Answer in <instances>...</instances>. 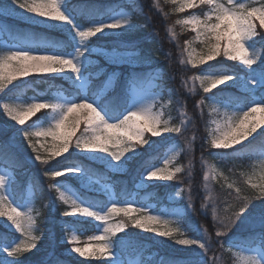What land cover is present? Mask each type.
<instances>
[{"label":"snow or ice","instance_id":"snow-or-ice-1","mask_svg":"<svg viewBox=\"0 0 264 264\" xmlns=\"http://www.w3.org/2000/svg\"><path fill=\"white\" fill-rule=\"evenodd\" d=\"M166 2L171 3L173 11L178 13L203 9L200 14H190L175 22L182 29L195 33L181 47V53L186 55L180 63L199 69V74L191 77L194 86L190 92L196 91V82L203 93H213L219 86L232 82L229 87L242 89L246 94L237 97L220 89L196 104L201 110L204 106L211 109L212 122L216 125L206 137L208 148L233 149L264 127V50L257 48L258 44L264 45V0ZM159 5L160 0H155V7L163 12ZM87 7L86 4L73 5L70 0H11L9 5L0 9V16L14 13L17 9L24 10L26 20L50 24L68 36L67 41L58 43L38 35L13 34L10 28L0 24V33L7 31L10 37L0 41V92L13 81L34 74H55L61 79L67 77L76 90L75 94L70 95L57 92L44 100L33 97L31 102H23L19 95L0 97V110L21 126L36 113L46 110L42 119L20 130L21 136L35 153L34 161L43 166L74 148L107 170L121 172L142 155L138 151L140 147L156 145L155 141L150 144L149 139H145L146 133H151L152 137L175 134L183 138V143L179 139L165 137L169 145H174L172 154L164 157L163 167H145L141 185L153 181L179 180L182 185L188 184V188L179 187L172 197L175 199L187 192L183 207L155 210L151 204L127 199L132 195L129 192L122 193L121 199L113 198L115 194L110 185H104L107 202H99L82 196L62 182L52 183L49 187L58 193V200L71 209L62 215L75 217L73 221L61 224V229L69 233L62 242L76 245L80 239L77 232H86L88 229L84 224L90 223L99 234L89 236L86 246L72 247L70 252L78 253L80 257L104 258L106 264H151L150 257L147 261L143 259V245L134 243V237L126 232L132 225L186 246L191 252L188 264H222L206 229L193 220L195 209L192 205L191 178L195 167V135L191 138L186 136L193 122L184 111L179 112L178 124L173 123L170 115L164 118L165 93L162 88L152 84L151 73L133 74L118 102L103 91L90 90L93 76L104 71L103 68L99 72L92 71L93 66L97 65L94 57L131 66L150 65L151 61L140 55L134 41L121 39L140 27L135 22L134 12L116 6L106 11L85 13ZM84 15L86 19L82 23L81 16ZM169 31L173 37L176 36L174 28ZM105 37H115L110 47L100 43ZM197 44L200 46L199 52L194 47ZM68 48L71 51H67ZM221 56L226 61L238 62L243 66V74L223 65L200 68ZM116 75L110 74L109 83ZM145 83L151 87L144 89L142 85ZM171 91L167 100L169 106L173 103ZM177 103L183 107L182 101L177 100ZM260 137L264 138V132L260 133ZM182 153L189 157L187 165L178 163ZM209 155H215L220 160L234 158L222 153L210 152ZM200 164L205 196L202 208H211L217 223L216 237H227L226 240L218 239L216 244L221 248L227 244L230 252L236 249V264H264V152L260 154L258 166L251 165L249 171L240 172L238 179L224 175L203 157ZM9 172L12 174L9 175ZM69 174L89 187L100 183L92 180L96 175L92 169L76 163L61 165L58 161L56 166L45 167L43 172L50 180ZM16 183L14 168L0 171V218H5L0 220V224H8L18 234L11 243L6 240L7 232L0 234V264H24V261L16 258L36 249L44 234L38 223L42 218L39 209L35 208L34 194L26 202H17ZM215 183H220L224 193L222 198L214 194L212 186ZM256 201L259 203L255 204ZM117 216L121 217L119 221L115 220ZM178 217L185 218L184 229ZM234 228L237 231L229 236ZM188 230H194L199 235L183 238ZM118 233L124 235L117 236ZM130 247L139 249L140 259L126 258L125 253ZM42 264L60 262L49 259ZM161 264L169 262L161 261Z\"/></svg>","mask_w":264,"mask_h":264},{"label":"trees","instance_id":"trees-1","mask_svg":"<svg viewBox=\"0 0 264 264\" xmlns=\"http://www.w3.org/2000/svg\"><path fill=\"white\" fill-rule=\"evenodd\" d=\"M73 5L86 4L88 7L85 9V13L106 11L109 7L120 6L122 8H129L135 14V22L140 26L133 39L128 41H134L140 53L150 52V57L160 61L161 66L166 68L167 74L164 76L163 84L164 90L171 89L174 93V101L172 103L173 115L179 117V112L184 110L188 117L193 122V126L190 127L186 136L191 138L195 135L193 158L195 167L192 171L191 189H192V205L195 209L193 216L194 222L206 229L207 233L211 237L214 252L222 260V264H235L236 258L231 250L228 249V245L225 244L223 248L216 244L218 239L226 240L227 237H216L217 223L213 219L211 208H202V201L205 200L203 191L201 157H203L209 165L215 163H221L225 170L230 173L233 179L239 178V173L247 171L250 164L260 157V154L264 152V138L260 137V131L254 138L247 143L236 146L233 149H210L206 143V137L210 133L212 127V116L209 111V107L204 106L201 110L196 107L197 102L213 93H217L220 89H225L229 94L243 97L246 95L244 92L237 88L224 86L218 87L213 90V93H203L199 85H195L196 91L189 92L190 86L188 78L199 73V69L192 68L190 65L181 64L180 61L184 59V55L181 53V47L186 41L191 40L194 37V33L189 29H182L180 25L176 24V20L179 19L181 13L173 11V5L166 2V0H160L159 8L163 9V12L159 11L155 7V0H135L134 2H128L127 0H70ZM167 13V15H165ZM107 19V17H104ZM86 19V15L81 16V22ZM0 24L6 28H10L12 31L13 24L5 23L0 19ZM32 31L36 35L42 36L47 33V28L34 26ZM176 36L173 37L169 29H173ZM5 31L4 33H6ZM2 33V37L4 36ZM4 38V37H3ZM68 37L64 38L58 34H49V40L58 43H64ZM95 39V38H94ZM257 39H259L257 37ZM115 40V37H105L100 41L102 44H106L109 47ZM71 51L70 48L66 49ZM264 50V47H263ZM123 51V49H121ZM209 65L220 67H229L233 71L243 74V66L234 61H226L223 56L218 57L216 60L209 62L208 64L201 65L200 68L207 69ZM108 71L118 70L119 74L116 79V84L113 90H110L106 96L113 98L115 102L119 101L123 90L126 88L128 82L132 79L133 74L142 75L144 73H153L155 68H130L128 66H113L107 65ZM107 71V73H108ZM106 76V75H105ZM101 76L98 80H94L90 86L91 91H99L102 86L103 78ZM186 82V83H185ZM75 89L71 87L67 82L59 77H52L49 75H33L27 79H17L10 84L6 91L2 94L3 97L11 98L19 95L21 98H28L36 96L41 99H45L51 96L53 92H62L65 95L75 94ZM177 100L182 101L183 107ZM38 112L29 123H32L43 113ZM0 132V164L7 168H14L15 179L17 181L15 185V198L19 201H23L26 197L27 189L31 186L41 200L42 210L41 218L38 223L43 229V236L37 243V248L32 249L30 252L24 254L19 259L24 261V264H42L46 260H59L60 264H106L105 261L95 260L86 261L77 259L68 253L69 245L62 242V230L60 221H73L66 216H63L64 211H68V207L60 202L57 198L55 189L49 187L52 184V180L49 178H43L39 171V164L31 166L30 157H33V151L26 141L14 140L9 134L8 130ZM145 139H149L151 144L156 142L154 147H148L144 145L140 147L142 155L136 157L135 160L130 162L128 170L125 173H114L107 170L103 165L96 163L92 160L85 158V156L74 153L72 151L59 157L54 161V165H57L59 161L61 165L76 163L86 166L96 173L93 178L103 184H111L114 187L116 199H121V194L129 192L132 195L129 198H134L137 201H141L147 204H153L157 210L164 206L171 207L168 199L177 191L179 187L188 188V184H180L179 180L169 181L168 183H154V186H148L145 189H138V183L142 177L145 167L153 166L160 162L167 148V142H164L162 138L152 137L151 133H146ZM180 141L183 138L176 137ZM11 141V143H9ZM201 145H204L203 149ZM239 149V151H237ZM222 153L234 157L233 159L220 160L215 155H209V153ZM189 157L181 154L179 157L180 164L187 165ZM231 170V171H230ZM180 175V174H178ZM74 185L78 186L72 179ZM223 181L221 180L220 183ZM220 183L213 184V191L218 197H223V190L220 187ZM82 196L87 197L90 200L107 202L108 197L104 194L96 192H86L82 189L77 190ZM185 195L187 192L184 193ZM184 203V202H183ZM258 204L259 201L254 202ZM182 226L185 225V218L181 219ZM84 227L88 230L83 232L85 235H92L96 231L94 226L90 223H85ZM237 231L236 228L232 230L228 235L231 236ZM7 232V242L11 243L13 239L18 235L15 231L6 228L0 224V234ZM126 232L134 237V243L138 242L143 245V259L146 261L151 258V264H161V261H167L169 264H187L190 258V254L172 248L165 244L158 237L141 232L140 229L129 225ZM124 233L118 234L122 236ZM186 235L197 237L198 232L194 230L186 231ZM139 249L136 247H130L125 255H130L131 259H140L138 254ZM1 255V254H0Z\"/></svg>","mask_w":264,"mask_h":264},{"label":"rangeland","instance_id":"rangeland-1","mask_svg":"<svg viewBox=\"0 0 264 264\" xmlns=\"http://www.w3.org/2000/svg\"><path fill=\"white\" fill-rule=\"evenodd\" d=\"M103 1H107V0H103ZM127 1H128L129 3H130V2L132 3V2H134L135 0H127ZM10 3H11V0H0V9L5 8V7H6L7 5H9ZM173 7H174V6H173ZM124 10L129 11V12H133V11H132L131 9H129V8H124ZM202 11H203V9H201V8L189 9V10H187L186 12L181 13V16L179 17V19L186 18V17H187L188 15H190V14H200ZM23 13H24V10L17 9V11L14 12V13H11V14H7V13H6L5 15L0 16V17H6V18H0V19H2L5 23L13 24V25H14V28H15V29H13V31H12L13 34H31V35H36L35 32L32 31V27H30V26L28 25V24H30V25L39 26V27H42V28H47L46 30H47V33H48V34H43L41 37L47 38L48 40H49V34H58V35H61V36L64 37V38H66V36H67V33H66V32H64V31H62V30H60V29H58V28H53V27L50 26V24L33 23V22L30 21V20H26V19L24 18ZM28 15H31V14H28ZM10 18H11V19H10ZM189 30H190V29H189ZM136 31H137V30H136ZM136 31H134V32H132V33H129L128 35H126V36H124V37H121V39H123V40H125V41H128L129 39L136 38V37H134L135 34H136ZM194 36H195V33H194ZM3 37H4V39H3ZM3 37H2V33H0V41H2V40H6V39H10L8 32L4 33V36H3ZM194 47H195V49H196L197 52L200 51V46H199L198 44H197V45H194ZM263 47H264V45H260V44L257 45V48H258V49H262V50H263ZM140 55H141L142 57L147 58L149 61H151V64H150V65H140V64H137L136 66H131V65H128V64H113V63H109V62H107L106 60H104V59L101 58V57H94L93 59H95V60L97 61V65H94V66H93L92 71H93L94 73H95V72H99V69H100V68H103L104 71H103L102 73H100L99 75H94V76H93V78H92V80H91V82H90L89 87L91 86V84L93 83L94 80H98L101 76H105V75H106L105 78H103L102 86H101L98 90H99V91H103L105 95H106L107 92H109L110 90H113L114 87H115L116 78H117V76H118V74H119V71H118V70H116V71H114V70L108 71L107 65H113V66H118V67H120V66H128V67L133 68V69H134V68L153 67V68H155V70H154L153 73H151V74H152V77H153V79H152V84L157 85L159 88H162V89L164 90L163 80H164V76L167 74L166 68H164L163 66H161L160 61L157 62L155 58L150 57V52L140 53ZM185 55H186V54H185ZM237 63H238V62H237ZM190 66H191V65H190ZM107 71H108V73H107ZM112 73H116L117 75H116L115 77H113L112 80H111V82L109 83V76H110V74H112ZM198 74H199V73H198ZM198 74H196V75H198ZM34 75H40V76H43V75H49V76H52V77H57V76H55V74H34ZM30 76H33V75H30ZM30 76L25 77V78H20V79H24V80H25V79L29 78ZM63 80H64L65 82H67L71 87L74 88V86H73L71 80H69L67 77H64ZM187 81H189V86H190V89H191V88L194 86L193 83H192V81H191V77L188 78ZM231 83H232V82H228V84H226V85H221V86H219V87L228 86V85H230ZM195 85L198 86V85H199L198 82H196ZM8 86H9V85H8ZM8 86H7V87H8ZM142 87H143L144 89H147L148 87H151V85L145 83V84L142 85ZM6 89H7V88H6ZM6 89H4L3 92H0V97H3L2 94L6 91ZM169 90H171V89H165V90H164V93H165V99H164V102H163V110H164V112H165V116H164V118L167 119L168 116L170 115V116L172 117V121H173V123L178 124L179 121H180V117L177 118V117H175V116L173 115L172 104L169 106L168 103H167V100H168V97H169ZM239 90L242 91V92H244L242 89H239ZM189 92H190V90H189ZM56 93H57V92H53V93L51 94L50 97H52V96H53L54 94H56ZM63 94H64V93H63ZM33 97H36V96H31V97H28V98H21V100H22L23 102H31V98H33ZM50 97H48V98H50ZM48 98H45V99H48ZM171 98H172V100L174 101V93H173V91H171ZM39 99H40V100H44V99H41V98H39ZM157 110H160V109L158 108ZM41 111H44V112L38 117V119L35 120V121H37V122L45 116L46 110H41ZM182 111H184V110H182ZM209 111H210V113H211V109H210V108H209ZM184 112H185V111H184ZM36 114H37V113H36ZM211 116H212V114H211ZM33 117H34V116H33ZM33 117H31L29 120H31ZM29 120H27L26 123H25V125H23V126L18 125L15 121H12L10 118H8V117L6 116V114H5L2 110H0V132L3 131L2 129H4V130H8V131H7L8 134H9L12 138H14V140L18 139L19 141H26V140L21 136V131H20V130H21V128H27L29 125H31V124L34 122V121H33L32 123H29ZM212 121H213V116H212ZM212 123H213V122H212ZM215 126H216V125L213 123V128H212V130L215 128ZM263 129H264V127L258 129L257 132L254 133L252 137H249V139L246 140V141H244L242 144L247 143L249 140H251L253 137H255V136H256L261 130H263ZM212 130H211V131H212ZM165 137H169V138H174V139H176V135H175V134H169V133H166V134H164V135H162V136H159V138H162V139L164 140V142H167V141L165 140ZM42 139H43V138H42ZM26 142H27V141H26ZM180 142L183 143V140H181ZM242 144H241V145H242ZM147 146H148V145H147ZM166 146H167V148H166V150H165V153H164L163 157L161 158L160 162L157 163V164H155V165H159L160 167H163V166H164V163H163V159H164V157H165L166 155L169 156V157L171 156V154H172V148L174 147V145H169V144H167ZM237 146H239V145H237ZM70 151H72V152H74V153H77V154H80V155H83V154L79 153V152H78L76 149H74V148H73V149H70L69 152H70ZM138 151H140V148L138 149ZM193 151H194V146H193ZM33 154L35 155V153H33ZM65 154H67V153H65ZM65 154H63V155H65ZM182 154H183V153H182ZM34 155H33V157H34ZM63 155H62V156H63ZM83 156H84V155H83ZM180 156H181V155H180ZM33 157H30V156H29L31 166H36L37 164H39V171H38V172L41 174V176H42L43 178H47V177H45V176L43 175V172H44V170H45V167H53V166H56V165H54L53 163H54L55 160H57V159L59 158V157H58V158H56V159L50 161L49 165H47V166H43V165H41L39 162L34 161ZM259 159H260V157L257 158L256 160H254V161L250 164V166H251V165H257V166H258V161H259ZM94 162H96V161H94ZM96 163H99V162H96ZM178 163H180V162H179V158H178ZM99 164H100V163H99ZM101 165H102V164H101ZM211 165H212V166H215L219 171H222V172L224 173V175H226V176H230V177L232 178V176L230 175V173H228V171L225 170V167H224L221 163H217V164L213 163V164H211ZM128 167H129V165L126 167L125 170H123V171H121V172H115V173H125V172L128 170ZM169 167H171V165H169ZM8 169H9V168H7V167H5V166H3V165L0 164V171H7ZM247 171H249V169H247ZM247 171H244V172H247ZM112 172H113V171H112ZM11 174H12V173L9 172V175H11ZM72 179L74 180V182H76V184H79V185H78V186H77V185H76V186L73 185L74 183H73V181H71ZM92 180H93V181H97V180H96L95 178H93V177H92ZM52 182H53V183L62 182L64 185H66L67 187L71 188L73 191H76V192H77V190L82 189L83 191H86V192H96V193H99V194H104V195H106V196L108 197V194L104 191V185H105V184H103V183H101V182L98 183V184H92V185L89 187V186L83 185V184L81 183V181H80L78 178L71 176V174H69V175H67V176L59 177V178H57L56 180H52ZM168 182H169V181H153V182H149L148 184H143V185H141V180H140V182H139V184H138V189H140V190H141V189H145V188H147L150 184H154V183H168ZM110 186H111V191L115 194L114 187H113L111 184H110ZM175 193H176V192H175ZM175 193H173V194L169 197V199H168L169 203L171 204V207L164 206V207H162V208L177 209V208H181V207L184 206V203H185V201H186V197H187V195H185V194L183 193V194H181V196H176L175 199H173L172 197L175 195ZM33 194H34L33 189H32L31 187H29V188H28V191H27L26 198H25L23 201H19L18 199H16V200H17V202H21V203L26 202V201H28V200L32 197ZM56 195H57V197H58V193H57V192H56ZM34 196H35V201H34L35 208H36V209H39L40 214H41V210H42L41 200L38 198L37 195L34 194ZM113 198L116 199V196H114ZM129 199H134V198H129ZM183 202H184V203H183ZM151 205H152V209L157 210L153 204H151ZM66 206L69 208L68 211L70 212V211H71L70 207H69L68 205H66ZM152 209H150V211H151ZM133 215H136V214L133 213ZM66 217H67V218H70V219H73V220L75 219V217H73V216H66ZM182 218H183V217H178L177 219H178V221H179V224H180L181 228L184 229V227L182 226V223H181V219H182ZM3 219H5V218H0V220H3ZM82 219H84L85 221L90 220V218H82ZM120 219H121L120 216L115 217V220H116V221H119ZM62 223H64V221H60V226H61ZM2 225H4V226H5L6 228H8V229L14 231V229L9 228L8 224H2ZM61 230H62V229H61ZM140 230H141V229H140ZM141 232H144V231L141 230ZM144 233H150V232H144ZM77 234L79 235L80 239H79V242H78L76 245H72V244H68V243H67V244L69 245V247H68V253H69L70 255H72L73 257H75V258H77V259H82V260H86V261H95V260L105 261L104 258H101V259H94V258H89V257H80L78 253L70 252L69 249L72 248V247H75V246L84 247V246H86V244L88 243V237L91 236V235H85V234H82V233L79 232V231L77 232ZM95 234H99V233H98V232H95V233H93L92 235H95ZM118 234H121V233H118ZM118 234H117V235H118ZM150 234H152V235L158 237L159 239H161L162 242H164L165 244L171 246L172 248H175V249H178V250L184 251V252H186V253H188V254L191 255L190 250H189L186 246H180V245H177V244L174 242V240H172V239H170V238L160 237V236H157V235H155V234H153V233H150ZM66 235H69V233L66 232V231H63V230H62V240H64V238H65ZM42 236H43V235H42ZM178 238H179V237H178ZM183 238H195V237H192V236H188V235H186V231H185V235H184ZM92 243H95V242H92ZM236 251H237L236 249H232V252H233L235 258H236ZM1 255H2V254H1ZM125 256H126V258L131 259L130 255H125ZM149 257H150V256H149ZM149 257H148V258H149ZM236 259H237V258H236ZM187 264H188V263H187ZM235 264H236V263H235Z\"/></svg>","mask_w":264,"mask_h":264},{"label":"bare ground","instance_id":"bare-ground-1","mask_svg":"<svg viewBox=\"0 0 264 264\" xmlns=\"http://www.w3.org/2000/svg\"><path fill=\"white\" fill-rule=\"evenodd\" d=\"M124 9V8H123ZM212 128H213V123H212V127H211V129H210V132H211V130H212ZM261 131H264V129L263 130H261ZM254 138V137H253ZM187 195V194H186Z\"/></svg>","mask_w":264,"mask_h":264}]
</instances>
